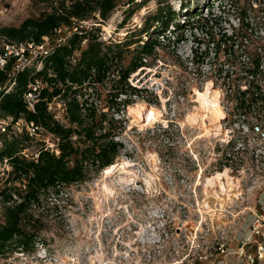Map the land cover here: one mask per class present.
<instances>
[{"label":"rangeland","instance_id":"rangeland-1","mask_svg":"<svg viewBox=\"0 0 264 264\" xmlns=\"http://www.w3.org/2000/svg\"><path fill=\"white\" fill-rule=\"evenodd\" d=\"M0 8L6 9L0 29L51 11L36 0H0ZM159 8L175 19L167 28L149 30L157 40L143 56L139 46L148 35L142 30ZM98 19L93 14L86 21ZM175 24L183 25V31L173 32ZM97 26L94 34L104 45L126 41L121 68L141 58L127 85L114 84L119 70L112 65L102 84L85 87L87 108L96 110L94 120L105 114L102 127L122 144L115 161L119 167L63 186L42 207L29 208L38 221L31 226L40 242L23 255L18 249L3 252L0 264H172L193 259L201 264L200 257H216L214 240L225 232L244 233L253 214L264 213V54L259 76L239 70L247 63L239 48L244 33L257 48L264 45V0H133ZM222 43L234 45L226 53ZM73 54L77 57L79 51ZM231 55L237 59L233 67L227 63ZM207 87L218 94L224 115L218 130L206 120V133L197 93ZM249 87L258 100L242 110L239 102L251 97L240 93ZM136 104L144 106L141 114L153 110L157 120L142 122L129 110ZM47 111L67 124L61 101L53 99ZM86 113L82 108L83 118ZM55 143L42 129L20 155L35 158L40 146L54 149ZM10 171L9 163L0 160V192ZM218 173L222 176L214 179ZM16 200L13 196L5 202L0 196V221L4 208Z\"/></svg>","mask_w":264,"mask_h":264},{"label":"trees","instance_id":"trees-1","mask_svg":"<svg viewBox=\"0 0 264 264\" xmlns=\"http://www.w3.org/2000/svg\"><path fill=\"white\" fill-rule=\"evenodd\" d=\"M36 1L47 3L51 11L42 12L37 18H27L18 27L2 28L0 34L11 41L40 42L42 37L51 35L53 30L61 25L70 24L72 19L88 20L93 14H97L99 19L83 37L73 35L65 45L55 48L53 54L44 59L42 70L38 72L35 67H31L19 73L13 91L0 100L1 114L34 122L56 141L53 144L54 149L40 146L35 153L36 158L33 156L26 158L20 155V152L26 148L29 138L25 135L1 138L0 160L6 159L11 171L7 174L0 196L5 202L11 201L15 196L18 202H14L3 210V219L0 221V254L17 249L29 252L33 245L40 242L31 226V223L38 221L33 214L28 213L29 208L42 207L48 196L52 193L57 194L61 187L84 182L115 164L122 144L114 141L112 130L110 132L102 127L105 114H99L101 118L98 122L94 120L96 110L94 107L87 108L85 87L94 83L102 84L112 65L119 70L114 84L127 85L129 74L141 67L140 58L136 62H130L127 67L121 68L123 49L128 48L126 41L104 45L98 41V35L94 34L97 25L103 24L118 6L122 4L129 6L133 0H127L125 4L122 0ZM166 14L165 10L159 8L152 18L147 19L148 22L145 23L142 34L148 37L139 46L141 55L146 56L155 48L157 34L152 40L149 30L153 32L157 26L164 29L167 28L168 23L172 24L175 19L174 13L171 17L165 16ZM174 28L173 32L183 31V25L175 24ZM244 35H246L245 39L239 48L245 53L247 63L241 64L239 70L245 76L255 78L259 76L258 67L261 54H264V45L260 43V47L257 48V43L249 39L246 32ZM83 38L87 40L85 47L80 46ZM233 45L221 44L223 48H226V53L231 50V47L233 48ZM221 46L218 44V49ZM75 50L79 51L77 57L73 54ZM236 60V57L231 55L228 56L227 63L233 67ZM34 78L44 80L46 86L40 91V100L35 105V112L31 113L26 110L22 95L26 90L27 81ZM0 81H4L2 74ZM251 91L252 88L249 87L240 93L243 97L248 95L251 98L242 99L238 108L250 110L252 104L257 102L258 94ZM77 96L82 98V102L77 100ZM53 99L64 104L67 124L55 121L52 114L47 111V105ZM84 107L87 109L86 118H83L81 114ZM8 184L10 186H7Z\"/></svg>","mask_w":264,"mask_h":264},{"label":"built area","instance_id":"built-area-1","mask_svg":"<svg viewBox=\"0 0 264 264\" xmlns=\"http://www.w3.org/2000/svg\"><path fill=\"white\" fill-rule=\"evenodd\" d=\"M5 13L6 9L0 8V17ZM93 25L92 22L86 20L72 19L70 24L61 25L55 28L51 35L42 37L40 42L33 40L16 42L8 40L0 34V75L4 76V81H0V100L13 91L19 73L36 65V71L39 72L42 70L44 59L51 56L55 48L65 45L73 35L83 37ZM86 44L87 40L83 38L80 46L84 47ZM44 85L43 80L39 78L27 81L22 100L28 112H35V105L40 100V91L46 86ZM42 129L40 125L34 122H27L23 118L15 119L12 116L0 113V145L1 138L4 136L25 135L32 139L40 134ZM36 156L35 154V158ZM3 161L4 164L8 163L6 159ZM226 230H234V228H227ZM229 235H233V237L229 238ZM229 235L225 232L213 242L211 250L216 253L217 258L220 257L221 259L217 261L214 254L211 253L209 255L211 258L208 256L199 258L202 261L201 264H264V213H254L244 233L235 231L230 232ZM233 241L236 242L235 248L230 247ZM18 250L21 251L22 255L25 253L21 249ZM229 257L234 258L232 263H229ZM172 264L198 263L193 259L190 261L185 260V262L180 260Z\"/></svg>","mask_w":264,"mask_h":264},{"label":"bare ground","instance_id":"bare-ground-1","mask_svg":"<svg viewBox=\"0 0 264 264\" xmlns=\"http://www.w3.org/2000/svg\"><path fill=\"white\" fill-rule=\"evenodd\" d=\"M197 101L199 103V107L197 108V110L201 112L199 116L201 117V120L204 121L203 125H205L204 127L206 133L210 131V129L207 128L208 125L206 124V120L209 121V126H214L216 128L215 130H218L220 120L221 118H223L224 114L221 110V106L219 105L218 94L216 93V91L212 92L210 88L207 87L204 92L197 93ZM143 109L144 106L141 104H136L135 106L129 108L130 112H136L138 114V117L142 119V122H146V124H150L151 122L157 120L153 110H150L149 113L146 115L145 113L141 114ZM117 167H119V165L117 164L107 167L104 170V174H111ZM220 176H222V174L218 173L214 177V179H219ZM222 191H224V188Z\"/></svg>","mask_w":264,"mask_h":264},{"label":"crops","instance_id":"crops-1","mask_svg":"<svg viewBox=\"0 0 264 264\" xmlns=\"http://www.w3.org/2000/svg\"><path fill=\"white\" fill-rule=\"evenodd\" d=\"M229 263H232V261L228 258Z\"/></svg>","mask_w":264,"mask_h":264}]
</instances>
